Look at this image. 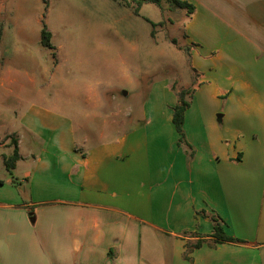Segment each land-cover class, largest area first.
Wrapping results in <instances>:
<instances>
[{
	"label": "crops",
	"instance_id": "obj_1",
	"mask_svg": "<svg viewBox=\"0 0 264 264\" xmlns=\"http://www.w3.org/2000/svg\"><path fill=\"white\" fill-rule=\"evenodd\" d=\"M183 1L194 6L183 31L197 82L186 143L173 109L161 112L174 96L143 102L137 127L131 108L103 99L81 119L55 113L62 126L27 123L53 133L55 149L45 142L37 177L22 174L29 191L0 199V264H158L153 250L166 264H264V0ZM13 140L20 172L36 154L0 124L6 155ZM216 216L239 241L216 242Z\"/></svg>",
	"mask_w": 264,
	"mask_h": 264
},
{
	"label": "rangeland",
	"instance_id": "obj_2",
	"mask_svg": "<svg viewBox=\"0 0 264 264\" xmlns=\"http://www.w3.org/2000/svg\"><path fill=\"white\" fill-rule=\"evenodd\" d=\"M185 13L166 0L140 8L134 0H0V124L17 131L23 152L32 148L36 154L20 172L13 171L14 178L0 164V199L21 185L29 191L22 174L29 170L37 177L33 170L45 142L55 149L53 133L35 136L24 130L27 123L39 129L42 123L62 126L55 113L81 119L86 102L103 99L131 108L128 126L137 127L146 100L160 99L166 106L170 97L177 99L173 83L177 90L186 85L194 91ZM45 27L52 48L42 44ZM172 106L161 112L171 113ZM96 122L83 121L88 126ZM7 153L0 147V157ZM29 213L34 215V207ZM152 256L158 264L167 263L165 251L153 250Z\"/></svg>",
	"mask_w": 264,
	"mask_h": 264
},
{
	"label": "trees",
	"instance_id": "obj_3",
	"mask_svg": "<svg viewBox=\"0 0 264 264\" xmlns=\"http://www.w3.org/2000/svg\"><path fill=\"white\" fill-rule=\"evenodd\" d=\"M161 1L162 0H134L138 8H140L145 3H155L160 6ZM166 1H168L172 6L186 10L187 13L191 14L194 11V6L187 1H183V0H166ZM137 12L138 11H136V13ZM152 25L153 27H155L157 23L152 22ZM153 33L154 31H152V34ZM51 36H52L51 33L45 27L42 30V40L41 41H42V44L48 48L53 47L52 43L50 42ZM174 90H176L178 102L174 106V109H173V122H174V125H175V128L178 134L180 135L179 143L184 144L186 143L184 129H183L184 117H185L186 109L190 106L193 89L192 88H186V89L181 88L180 90H177L174 87ZM13 146H14L13 152L9 155L3 156L4 164L10 173H13L16 167V162L20 158L16 140H13ZM213 221H214V229H213L212 236L216 238V242L239 241L238 238H235L225 232L224 224H223L224 221L219 216L214 217ZM200 242L196 243L194 246L195 247L199 246Z\"/></svg>",
	"mask_w": 264,
	"mask_h": 264
}]
</instances>
